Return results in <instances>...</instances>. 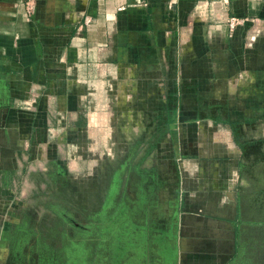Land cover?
Segmentation results:
<instances>
[{
	"label": "crops",
	"instance_id": "obj_1",
	"mask_svg": "<svg viewBox=\"0 0 264 264\" xmlns=\"http://www.w3.org/2000/svg\"><path fill=\"white\" fill-rule=\"evenodd\" d=\"M8 1L16 23L25 21L23 0ZM4 2L0 28H10L0 29V137L11 136L13 170L23 169L26 150L29 172L52 162L70 170L87 150L100 157L97 151L115 149L118 127L128 144L165 130L162 142L141 139L146 148L173 149L176 137L192 151L196 141L184 135L208 132L222 135L212 137L216 148L264 149V0H207L198 19L196 1H180L174 14L158 0H37L22 32L3 19ZM204 157L210 168L223 166ZM229 157L231 166L243 165L239 152ZM233 177L220 170L189 179L205 184L195 190L176 188L184 208L175 230L185 244L238 243Z\"/></svg>",
	"mask_w": 264,
	"mask_h": 264
},
{
	"label": "rangeland",
	"instance_id": "obj_2",
	"mask_svg": "<svg viewBox=\"0 0 264 264\" xmlns=\"http://www.w3.org/2000/svg\"><path fill=\"white\" fill-rule=\"evenodd\" d=\"M5 1V6H1L3 19L15 21L22 32L26 27L21 23L28 24L36 15L37 0L21 2L24 6L20 8V18L25 21L18 23V11H12L6 6L10 1ZM158 1L174 14L180 1H196L194 17L198 19L207 0ZM102 8L97 3L96 12ZM123 11V7H118L117 16ZM51 13H56L55 7ZM189 27L185 23L184 31L189 32ZM8 28L4 24L0 29ZM146 135L137 134L135 139L131 136L133 144H128L129 134L118 127L115 149L97 151L102 154L100 157L95 156V149L87 150L86 158L70 170L52 162L29 172L26 158H30V153L26 150V155L20 158L23 169L17 167L15 174L11 165V136L3 134L0 137V164H4L0 165V264H264V149H222L220 142L221 148H216L219 145L214 144L212 137L218 135L220 140L223 137L208 132L184 135L196 141L192 151L185 149L188 144L180 137V143L174 137L173 149L171 145L146 148L141 141ZM165 136V130L152 133L148 141L158 139L159 143ZM237 152L243 160L238 169L228 163L229 156ZM188 154L194 157L186 159L184 156ZM207 154L215 155V160L222 161L223 166L210 168L203 162ZM177 158L179 165L175 162ZM255 159H258L256 163ZM220 170L228 173L229 179L233 174L232 180L237 181L233 192L239 219L235 232L238 243L185 244L175 230L177 212L184 208L183 196L175 193L176 188L185 192L195 190L205 184L189 179ZM30 174H33L31 181L27 180ZM63 174L77 178L69 180ZM172 177L178 181L173 183ZM8 201L13 204L7 207ZM4 211L15 221L7 224Z\"/></svg>",
	"mask_w": 264,
	"mask_h": 264
},
{
	"label": "built area",
	"instance_id": "obj_3",
	"mask_svg": "<svg viewBox=\"0 0 264 264\" xmlns=\"http://www.w3.org/2000/svg\"><path fill=\"white\" fill-rule=\"evenodd\" d=\"M235 25H236V22L234 21V19H230V21H229V27L230 28H233V27H235Z\"/></svg>",
	"mask_w": 264,
	"mask_h": 264
},
{
	"label": "water",
	"instance_id": "obj_4",
	"mask_svg": "<svg viewBox=\"0 0 264 264\" xmlns=\"http://www.w3.org/2000/svg\"><path fill=\"white\" fill-rule=\"evenodd\" d=\"M4 117H0V122H1V120L3 119ZM1 124V123H0Z\"/></svg>",
	"mask_w": 264,
	"mask_h": 264
}]
</instances>
